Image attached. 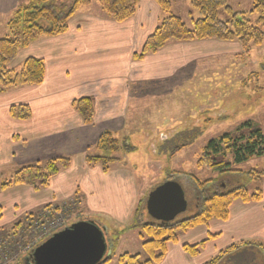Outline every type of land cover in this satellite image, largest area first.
Returning <instances> with one entry per match:
<instances>
[{
	"label": "crops",
	"instance_id": "1",
	"mask_svg": "<svg viewBox=\"0 0 264 264\" xmlns=\"http://www.w3.org/2000/svg\"><path fill=\"white\" fill-rule=\"evenodd\" d=\"M20 1L0 0V39L7 35V22ZM186 9L189 15H196L194 11L190 13L191 7ZM161 17L155 0H140L136 15L123 22L99 9L83 8L71 18L66 33L42 37L20 50L12 66L20 67L28 57L42 58L46 76L39 85L0 92V175L60 156L72 162L41 189L21 184L2 190L1 176L0 229L48 205L71 200L80 204V191L85 194L84 205L93 211L107 212L121 223H131L135 216L138 223H146V217H142L146 201L143 203L138 185H133L127 169H114L121 161L105 172L101 166L86 161L88 147L95 145L103 131L123 132L132 103L141 107L148 93L195 79L199 71L210 68L216 60L228 55L239 58L241 51L236 41H169L156 53L136 59L134 54L142 50ZM81 97L93 100L92 125H86L74 107V100ZM14 105H27L29 117L14 116ZM259 188V200H235L227 219H212L180 233L178 241L168 243L165 258L157 264H203L234 243L264 244V180ZM3 210H7V216ZM139 231L136 225L133 235L139 238ZM202 241L206 242L195 255L183 247Z\"/></svg>",
	"mask_w": 264,
	"mask_h": 264
},
{
	"label": "rangeland",
	"instance_id": "2",
	"mask_svg": "<svg viewBox=\"0 0 264 264\" xmlns=\"http://www.w3.org/2000/svg\"><path fill=\"white\" fill-rule=\"evenodd\" d=\"M228 2L236 12H249L253 6V0ZM172 5L173 11L184 21L189 20L190 25L191 16L186 13V6L191 7L190 13H196L194 18L199 16V12L190 6L189 0H172ZM83 8L99 9L107 15L96 0L78 11ZM223 15L222 13L220 18ZM250 18L255 20L257 16L252 15ZM236 42L241 46V58L228 55L218 59L210 68L199 71L195 79L191 77L180 85L159 88L154 94L148 93L141 107L132 103L126 129L115 134L121 144L119 151L98 150L89 146L90 150L86 155L118 157L121 162L115 166V171L120 167L127 169L133 185H138L143 203L147 202V196L153 188L167 181L175 172V179L182 185L188 200L187 210L178 219L194 216L199 211L204 196L238 186H246L250 192H255L260 182L251 179L246 172L264 168V155L254 156L244 162H235L231 158L232 166L243 171L238 173L221 175L197 164L202 148L210 140L235 131L240 124L252 120L264 130V40L245 53L242 44ZM16 69L19 70L20 67ZM15 172L2 173L0 177L4 181ZM114 174V171L111 172L109 177ZM192 176H197L202 181H212L205 188L199 189ZM78 194L80 204L71 200L45 206L40 211L26 214L19 221L16 219L13 224L1 228L0 264H24L23 258L28 257L31 249L48 234L81 220L94 221L106 228L108 242L111 244L108 253L111 260L107 264H118V257L124 252L143 253L141 241L132 232L136 229L137 216L131 223H121L107 212L91 210L84 205V192L80 191ZM143 212L142 217H146L144 222L156 221L149 215L145 204ZM2 214L7 216V210H3ZM13 225H17V228H11ZM249 246L248 251L235 255L232 253L222 263L264 264L263 252L258 246Z\"/></svg>",
	"mask_w": 264,
	"mask_h": 264
},
{
	"label": "trees",
	"instance_id": "3",
	"mask_svg": "<svg viewBox=\"0 0 264 264\" xmlns=\"http://www.w3.org/2000/svg\"><path fill=\"white\" fill-rule=\"evenodd\" d=\"M100 8L117 22L127 21L136 15L140 0H96ZM162 11V17L155 30L147 37L140 52L134 57L142 59L147 54L156 53L169 41H191L202 39L239 41L244 53L253 45H260L264 40V0H253L249 12H236L227 0H189L190 5L199 12L198 18L192 14V23L188 24L173 11L172 0H155ZM92 0H22L13 16L7 22L8 33L0 39V92L28 85H39L45 80L46 63L42 58L28 57L20 69L12 66L20 50L42 37L58 36L66 33L69 22L82 6L90 5ZM223 18H220L221 14ZM256 15L252 20L250 16ZM74 107L82 116L83 122L90 125L94 122L95 108L90 97L74 100ZM14 116L28 118L30 111L27 105H14L11 108ZM95 148L106 151H119L121 144L112 131L101 133ZM264 155V130L252 120L240 124L235 131L210 140L200 152L197 164L221 175L243 172L232 166L235 162H244L254 156ZM86 161L99 165L108 172L112 165L120 161L118 157L87 154ZM72 160L68 157L51 158L46 162H37L22 166L9 179L1 184V189L13 185H33L41 189L50 184L51 179L62 169L68 168ZM251 179L264 180V168L251 169L246 172ZM175 172L168 179H175ZM199 189L207 186L212 179L202 181L192 176ZM154 189V188H153ZM262 197V190L257 188L250 192L246 186H238L224 192L204 196L199 211L183 219L178 217L171 222L138 223L139 238L142 241L143 253L124 252L118 257V264H157L166 254L168 243L178 241L180 233L188 229L207 224L212 219H227L231 204L241 199L255 201ZM144 206V204H143ZM141 204L138 213L141 211ZM139 217V216H138ZM11 228L16 229L17 225ZM206 241L198 244H185L184 249L195 255ZM255 245L264 254L263 243L238 242L221 250L203 264H221L225 257L239 249ZM26 258L27 264H34L33 256ZM110 256H105L99 264H107ZM32 261V262H31Z\"/></svg>",
	"mask_w": 264,
	"mask_h": 264
},
{
	"label": "water",
	"instance_id": "4",
	"mask_svg": "<svg viewBox=\"0 0 264 264\" xmlns=\"http://www.w3.org/2000/svg\"><path fill=\"white\" fill-rule=\"evenodd\" d=\"M147 211L161 222H171L188 207L182 185L167 180L147 197ZM108 251L105 228L96 222L81 220L56 232L33 252L34 264H99Z\"/></svg>",
	"mask_w": 264,
	"mask_h": 264
}]
</instances>
